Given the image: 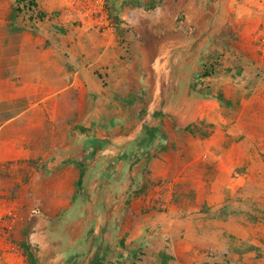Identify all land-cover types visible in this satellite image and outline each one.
Wrapping results in <instances>:
<instances>
[{"label": "crops", "instance_id": "crops-1", "mask_svg": "<svg viewBox=\"0 0 264 264\" xmlns=\"http://www.w3.org/2000/svg\"><path fill=\"white\" fill-rule=\"evenodd\" d=\"M15 1L0 0V211L3 199L17 198L12 208L26 215L27 235L35 230L37 205L45 214L41 235L47 232L46 216L77 215L79 242L101 246L92 264H161L164 255L165 264L214 259L261 264L243 243L259 247L264 223L218 216L227 196L232 207L248 199L252 208L264 210V175L254 164L256 137L264 132V95L245 97L242 91L243 76L257 68L250 62L251 47L235 50L232 57L222 51L219 66L211 57L198 63V49L197 60L187 61L203 30L186 17L181 24L187 31H153L159 21L148 20L147 9L154 11L166 0H104L110 8L107 30L76 18L68 0H35L31 17L13 14ZM175 1L182 8L195 3ZM261 6L262 0H239V17L245 23L260 20L255 9ZM145 29L159 40L156 47ZM165 39L176 41L163 44ZM236 54L242 70L231 79L225 72L237 65ZM170 64L178 70L190 65L193 72H207L212 65V71L199 80L191 77L184 89L175 84L172 91L163 89L162 81L142 79ZM258 85L264 89V82ZM115 95L133 102L119 106ZM143 126L158 131L138 148ZM127 152L143 160L147 183L131 189L123 206L117 203L125 193L119 182L127 180L129 187L136 178L131 172L128 178L126 171L136 164L127 163ZM22 169L28 185L12 195L2 184H20ZM87 184L97 188L87 190ZM34 234L23 241L27 247L42 239ZM111 240L115 248L107 250L105 242ZM4 257L9 264L21 263Z\"/></svg>", "mask_w": 264, "mask_h": 264}, {"label": "rangeland", "instance_id": "rangeland-1", "mask_svg": "<svg viewBox=\"0 0 264 264\" xmlns=\"http://www.w3.org/2000/svg\"><path fill=\"white\" fill-rule=\"evenodd\" d=\"M194 1L195 3H193V8H182V2L177 6V1L166 0V4L157 6L158 8L154 11L147 9L146 14L149 13L148 20L154 19V22L159 21L152 26L153 31H157L159 34L160 32L162 34L170 33V30L178 32H183L185 30L187 31V29H185V27L181 23L186 19V17H189V20H191V22L193 21L197 23L196 26H198V30H203V33L199 39L193 41L192 47L194 43L196 45L193 47L191 55L187 54V61H191L194 63L198 58V63L201 62V65L204 64V59H206V57H211V59L213 58L211 62L213 64H218L219 66L221 65L220 59L223 56V53H221L222 51H225L226 54L228 53L230 54L229 56L232 57V55L234 56L235 54V50H241L242 52H246L245 50L251 47L252 49L250 48V52H252V61L250 62L255 64L257 68L256 71H254L249 76H243L242 81H244V83L242 86V91H244L245 97L250 96L252 93H254V95H264V89H260L261 87L258 85L264 82V33H258L259 29L264 31V0H262L263 6H261V8L255 9L257 10L256 16L260 14V20H255L256 17H250L253 19L252 21H250V23H245L242 17H239L242 13V8L237 7V3L239 0ZM106 6L109 12L110 8L108 7L107 3ZM239 19L243 23H240L238 21ZM246 25L248 27H246ZM187 26L188 25H186V27ZM141 29L142 31L144 30L143 28ZM145 31L148 37V42L151 43L153 47H156L159 43V40L157 38H154L153 35H151V33L148 31V29H145ZM162 41L163 44H166L175 43L176 40L165 39ZM197 49L198 56L197 58H195L194 54ZM261 50L263 53H261ZM174 52L175 50H172L171 54ZM146 56L147 59L150 61L151 56L148 54ZM169 57L171 58V56ZM235 58L237 65H235L234 67L230 66L233 71L230 72L229 68L228 71L225 72L230 75L231 79H234V74H236L238 70L239 72L242 70L241 67H239L240 69L237 70L238 63H241L237 58V54L235 55ZM169 66L170 69L165 67V70H153L150 72H146V74L142 75V79L146 76H149V78L151 79V84L153 82L152 78H154L155 81H162L164 84L163 89L167 91H172V89L174 88L173 86L175 84H179V88L184 89L186 84L185 82L191 81V77L194 76L196 80H199V76H201L204 72L202 68L194 70V73L188 67L190 65H186V67L184 66L183 69L185 70H178L176 65L173 66L172 64H170ZM207 70H209V68ZM257 103L258 105L260 104V102H257L255 99L253 103L255 107H257ZM262 121L264 123V119H262ZM128 122L131 124V120H128ZM256 139V144L254 146L257 145L255 151L257 153V155L255 156V159L257 161H255L254 164H257L261 167V170L260 168L259 170L264 175V132L258 134ZM250 154H253V151H251ZM124 156L128 159L127 163L129 162L130 165H132L134 162V164H136L131 170H125L129 175L128 178H130V172L133 173L134 177L136 178H134V183L131 184V186L128 185L129 187L126 186L127 180H123L124 182H119L121 185H124L123 189H125V193L124 195H121V198L118 197V204H123V201L129 195V191L131 189L133 190V192H135V190L139 188V186H142L147 183V181L145 183L144 179L146 171L145 168L142 167L143 160L139 162L141 159L131 157L128 152L127 154H124ZM119 164H121V161H119L118 165ZM125 164L126 162L124 163V167H126ZM115 168H117V166H115ZM255 169L257 170L256 167ZM42 170L43 168H40V171ZM240 170H243V168H240ZM126 172L124 174H126ZM25 176L26 174L24 173V169H22V179L20 184L15 182H7L5 184H2V186L6 188V191L10 192V194L13 195L14 191H17L19 188H26V186L28 185L27 177ZM131 178H133V176H131ZM258 180L261 181L263 179ZM44 185L45 184H39V186L41 187H43ZM87 185V190H89V188H91L92 190L97 188V186H91V184ZM101 185H103V183H101ZM260 185L264 188L263 182H260ZM108 186L109 185H107V187ZM146 188H148V186ZM99 189L104 191L106 188L99 186ZM14 199L17 200V198H13V196H11L10 198H5L2 200V207H5L6 210L5 208H2L3 213L2 209L0 211V243H3L1 245L2 247H0V253H2L0 254V264H9L4 257V255L7 254L10 257L18 258V260H20L21 262L18 264H31L29 263V260L26 257V253L20 247L19 243L30 239V236L32 235L34 236V231H36V234L38 236H41L42 238L41 240H39L38 244L28 246V251H30L34 257V264H92L96 254L95 251L101 249V246L93 245V240H85L82 241V243L79 242L78 238L80 237V232H78V227L76 225L78 224L77 215L63 216V213L61 212L56 215L46 216L45 218L47 220V223L45 224V227H47V232L41 235V232H39L38 228H41V225H43L41 224V215L45 214L43 211H41V205H37V210L34 209V212H38H35V214L37 215L35 221L33 222L35 230H33V234H31V231H29L27 235L26 230L24 229L27 217L26 215L21 216V213L14 211V209L12 208V203ZM125 205L126 203L123 204V206ZM42 223H45V220H42ZM22 224L23 229L21 226ZM15 230H17V235H14ZM14 238H16V240H14ZM105 244H107V250H109V248L111 247L112 249L115 248L112 240L108 243L105 242ZM259 244L260 246L257 247L258 253L254 250L253 254L255 255V257H253V259H260L259 262L261 264H264V242H259ZM246 249L248 250V247ZM214 254L216 253L213 252V255ZM221 262L222 260L214 259L210 261L209 264H223V262ZM225 263L227 264L226 260Z\"/></svg>", "mask_w": 264, "mask_h": 264}, {"label": "trees", "instance_id": "trees-1", "mask_svg": "<svg viewBox=\"0 0 264 264\" xmlns=\"http://www.w3.org/2000/svg\"><path fill=\"white\" fill-rule=\"evenodd\" d=\"M35 10H36L35 0H16L14 3V7H13V14L18 15V14L24 13L28 17H31L34 15ZM210 66L211 67L209 68V70H207V72L205 71L202 74V77H205L206 75L210 74V72L212 70V65H210ZM237 74L238 73H236L235 75H237ZM113 98L116 101V103L122 107H127V106L131 105L133 102V97L131 98V97H128L126 95H124V96L115 95V96H113ZM183 130L189 131V126L183 128ZM157 131H158L157 127H147V126L144 127L143 126L142 134H141V138H140L141 144L138 143L137 147L140 148L141 145H143V144L151 143L153 141V139L155 138ZM144 148H146V147H144ZM143 151H144V149L142 150V152ZM145 153H146L145 156L148 157L147 150L145 151ZM233 202L234 201L231 199V197H228V196L225 197V199L223 200V205H222L221 209L218 211V216H220V217L229 216V215L230 216H236L239 219L242 218L244 223H247V225L258 223L260 221H262L264 223V210L252 208V205H251V203H249L250 201H248V199L239 200L237 202V206H235V207L231 206V205H233ZM216 216L217 215H215V217ZM38 243L39 242H37V244ZM20 247L26 253V257L29 260V263L34 264L32 254H30V252L28 251L27 245L24 242H21ZM247 247H248V250L246 249ZM243 249L246 251H249L252 249L255 250V252L258 251L257 248L249 246V245L244 244V243H243ZM234 250H236V249H234ZM166 261H167V256L164 255V259L162 260L161 264H165ZM116 262L117 263H114V264H125L122 261H120V262L116 261ZM111 264H113V263H111ZM132 264H135V263H132Z\"/></svg>", "mask_w": 264, "mask_h": 264}, {"label": "built area", "instance_id": "built-area-1", "mask_svg": "<svg viewBox=\"0 0 264 264\" xmlns=\"http://www.w3.org/2000/svg\"><path fill=\"white\" fill-rule=\"evenodd\" d=\"M68 5L73 14L81 21L89 20L95 28L103 26L110 28L107 23V6L104 0H68Z\"/></svg>", "mask_w": 264, "mask_h": 264}]
</instances>
